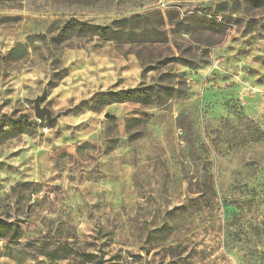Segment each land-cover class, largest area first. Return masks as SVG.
<instances>
[{"label": "rangeland", "instance_id": "1", "mask_svg": "<svg viewBox=\"0 0 264 264\" xmlns=\"http://www.w3.org/2000/svg\"><path fill=\"white\" fill-rule=\"evenodd\" d=\"M0 264H264V0H0Z\"/></svg>", "mask_w": 264, "mask_h": 264}, {"label": "trees", "instance_id": "2", "mask_svg": "<svg viewBox=\"0 0 264 264\" xmlns=\"http://www.w3.org/2000/svg\"><path fill=\"white\" fill-rule=\"evenodd\" d=\"M78 2V1H77ZM152 33L149 31L147 19L145 17H133L115 21L109 26L93 25L91 23L81 22L80 20H71L66 22L64 28L59 33L61 41L69 39H80V37L95 39L99 38L107 42H116L118 44H134L151 42ZM153 88L130 90L123 94L124 99H132L141 103L149 102V93Z\"/></svg>", "mask_w": 264, "mask_h": 264}, {"label": "water", "instance_id": "3", "mask_svg": "<svg viewBox=\"0 0 264 264\" xmlns=\"http://www.w3.org/2000/svg\"><path fill=\"white\" fill-rule=\"evenodd\" d=\"M45 95L41 97H37L35 100V114L39 119H47L48 121H52L55 118H52L51 112L47 108H42L41 103L45 100Z\"/></svg>", "mask_w": 264, "mask_h": 264}]
</instances>
